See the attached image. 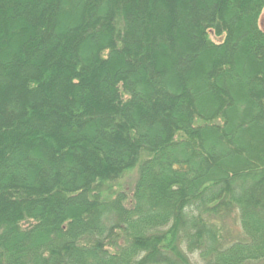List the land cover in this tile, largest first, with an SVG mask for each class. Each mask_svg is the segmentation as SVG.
<instances>
[{
    "label": "trees",
    "instance_id": "trees-1",
    "mask_svg": "<svg viewBox=\"0 0 264 264\" xmlns=\"http://www.w3.org/2000/svg\"><path fill=\"white\" fill-rule=\"evenodd\" d=\"M263 10L0 0V264H264Z\"/></svg>",
    "mask_w": 264,
    "mask_h": 264
},
{
    "label": "rangeland",
    "instance_id": "rangeland-1",
    "mask_svg": "<svg viewBox=\"0 0 264 264\" xmlns=\"http://www.w3.org/2000/svg\"><path fill=\"white\" fill-rule=\"evenodd\" d=\"M259 24L262 27H264V10L262 11V14L260 16ZM211 37L215 41L220 40V38L214 36L213 33L211 34ZM135 178H136V174L134 171L127 173L121 179L120 186L123 189L125 188L126 190H129L132 187ZM219 222L221 223V226L223 227L221 229V232H222L221 234L223 235V239L226 241V243H229L230 241H234L238 238L243 237V235L241 234L239 221L235 214H230L229 216H226L224 219H220ZM190 259L193 264H202L196 252L190 256Z\"/></svg>",
    "mask_w": 264,
    "mask_h": 264
}]
</instances>
